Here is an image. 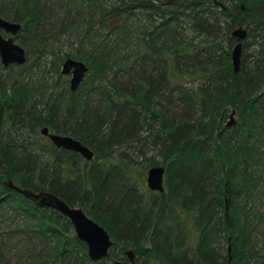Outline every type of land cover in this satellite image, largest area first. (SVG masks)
<instances>
[{"label": "trees", "instance_id": "1", "mask_svg": "<svg viewBox=\"0 0 264 264\" xmlns=\"http://www.w3.org/2000/svg\"><path fill=\"white\" fill-rule=\"evenodd\" d=\"M111 1L0 0L27 52L7 68L16 76L0 77V212L13 214L0 220L10 240L0 261L8 250L24 264H129L133 250L137 264H264V0ZM62 37L79 45L63 53ZM68 58L89 67L75 91L61 74ZM39 62L51 78L20 80ZM45 127L94 159L44 135L38 146ZM133 144L142 175L116 157ZM155 166L166 169L164 191H139L137 177ZM9 181L81 207L108 231L109 256L93 262L68 218Z\"/></svg>", "mask_w": 264, "mask_h": 264}, {"label": "water", "instance_id": "2", "mask_svg": "<svg viewBox=\"0 0 264 264\" xmlns=\"http://www.w3.org/2000/svg\"><path fill=\"white\" fill-rule=\"evenodd\" d=\"M21 31L22 25L20 23L6 20L0 16V61L5 68L11 65L23 66L27 62L26 49L16 42V37ZM231 35L237 40L232 50L234 73L237 74L241 69L243 46L244 41L248 37V31L245 27L240 26L234 29ZM88 72L89 67L86 63L73 58L66 59L61 68L62 75L71 76L69 83L72 91H75L81 86ZM234 116L235 111L230 115L227 126L235 124ZM41 133L48 137L57 148L75 152L87 161L94 159V152L90 147L71 136L51 133L47 127L43 128ZM165 172L166 169L163 166H155L148 170L147 185L151 191H164ZM8 186L25 198L30 199L37 206L41 208H51L68 218L74 227L77 237L86 245L88 256L93 262H99L109 256L114 242L108 231L90 218L81 207H71L61 198L49 191L23 189L15 185L12 181L8 182ZM231 251V244H229V255H231ZM126 255L129 264H137L133 250H127Z\"/></svg>", "mask_w": 264, "mask_h": 264}, {"label": "rangeland", "instance_id": "3", "mask_svg": "<svg viewBox=\"0 0 264 264\" xmlns=\"http://www.w3.org/2000/svg\"><path fill=\"white\" fill-rule=\"evenodd\" d=\"M108 2L111 3L112 1L108 0ZM225 4H228V3L225 2ZM188 33L190 34V32H188ZM22 35H24V33H22ZM58 39L61 40L58 45H59V49H62L63 53H66L67 51L73 50V49H75L77 47V45H79V39L77 37H73V38H70L68 40L66 38H64V37L58 38ZM22 41H24V36L19 38L18 40H16V42L18 44H20V45H21ZM255 50H256L255 47L249 46V48L247 49V53H253ZM32 53L36 55L35 50H33ZM244 53H246V50L244 51ZM35 63L34 62H29L28 65H30V66L31 65H35ZM38 65H40V66L33 67V69L28 70L26 72V74H24L22 77H20V80L26 81V80H28L29 77L30 78L33 77L32 81H39L40 82V81H43V78L46 81L48 77H50V78L52 77V74L48 73V71H47L48 68H45L42 65V62H39ZM61 68H62V66H61ZM16 70L17 69H15L13 71H16ZM13 71H10L9 69L7 70V68L0 69V77H1V79H4L8 74H10L12 77L16 76L15 72H13ZM63 77L65 79H67V80H70L71 76H63ZM234 119H235V121L237 120V115L236 114L234 116ZM229 120H230V118H229ZM41 136H42V133H40V135L37 137L36 141L33 140L34 142H36L38 144V146L45 144V141H44V139H41L42 138ZM135 147H137V148H135ZM139 149H140V144L139 145L133 144L132 149H130V147H125V148H122V149H118L116 157L119 154L127 156L128 160L130 159L129 162L134 167L135 166L137 167L136 171L138 172V174L142 175L141 173H143V171H141L142 166L140 165L141 164V158H140V160H138V155L140 153ZM149 153H151V150H150ZM84 161H87V160L84 159ZM147 175H148V171L145 173L144 178H141V176L137 177V180L139 181L138 182L139 184L137 185L138 186V190L141 191V192H144L145 189H148L149 191H151L148 188V185H147ZM12 215H13L12 213L9 214V213H6V212H0V220H4V219H6V218H8L9 216H12ZM23 220L24 219L22 217H20V218L19 217H16V218L14 217V221L23 222ZM8 225H9V222H7V223L3 222L2 224H0V230L4 231V233H5V231L8 228ZM4 229H6V230H4ZM7 237L8 236L6 234H4L2 237H0V240L4 241L5 243H7L8 241H10ZM2 253H3V258H2V261H0L1 264H22V263L24 264V262L22 260L20 261L19 258H17V256L15 255V253L13 251L9 252L8 250H3ZM139 262H141V261H139Z\"/></svg>", "mask_w": 264, "mask_h": 264}, {"label": "bare ground", "instance_id": "4", "mask_svg": "<svg viewBox=\"0 0 264 264\" xmlns=\"http://www.w3.org/2000/svg\"><path fill=\"white\" fill-rule=\"evenodd\" d=\"M128 258V257H127Z\"/></svg>", "mask_w": 264, "mask_h": 264}]
</instances>
